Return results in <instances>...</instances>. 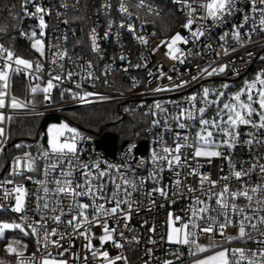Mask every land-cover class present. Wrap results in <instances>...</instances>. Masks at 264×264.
I'll return each instance as SVG.
<instances>
[{
	"label": "snow or ice",
	"instance_id": "1",
	"mask_svg": "<svg viewBox=\"0 0 264 264\" xmlns=\"http://www.w3.org/2000/svg\"><path fill=\"white\" fill-rule=\"evenodd\" d=\"M172 2L178 6L176 11L184 16L181 28L190 33L193 43L206 34L210 35L213 27H218L234 13H244L240 23L230 25L229 30L218 38L224 55L229 53V48L225 46L229 38L243 46L245 38L250 39L251 33L257 30L264 33V0H248L245 8L240 7L239 0ZM30 4L34 11H29ZM135 6L152 11L148 0H138ZM15 8V4L11 7L7 4L4 6L9 15ZM20 8L24 16L38 20L39 38L33 30L29 37L31 48L40 57L48 59L45 56L43 36L46 27L44 16L51 14L50 9H45L37 0H22ZM117 10L121 14L120 27L123 28L134 14L129 11L124 0H121ZM16 19H19V14ZM113 23L114 21H109V27ZM127 28L130 32H135L132 23H127ZM7 30V25L0 26V33L6 34ZM92 32V49L95 51L98 47L95 43V29ZM20 34L29 35L23 31ZM137 38L143 44L148 42L143 35ZM188 43V36L178 31L161 40L152 51H158L160 45H164L168 49L166 55L170 59L185 63V59L181 58V45ZM203 46L212 49L211 42ZM49 47H56L57 51L51 53L48 62L53 68L49 69L44 82L43 63L18 56L0 43V109H22L29 105L34 107L38 93L43 95L44 101H50L52 91L63 87L65 81L74 84L76 90L65 88L64 92L60 93L61 96L67 92L73 99L87 104L91 102L89 97L98 95L84 88V81L93 79L91 71L80 74L77 80V73L71 69L65 70V60H71L67 49H61L58 45ZM231 50L235 51L234 48ZM221 52L213 54L219 56ZM248 55L251 56V53ZM56 66L61 71L54 74ZM80 67L83 71V66ZM92 67V62L87 61V68ZM227 67L225 63H215L204 68L198 67L197 71L200 76L211 77L225 72ZM12 74H23L29 80L41 81L30 85V99L9 95V79ZM149 75H152L151 70ZM164 75L163 72L160 73L161 77ZM198 78V75H192L191 81H197ZM167 79L173 81L174 77L168 76ZM189 83V80H179L170 85H158L152 91L177 90ZM135 86L134 82L133 87ZM229 88L227 83L219 88L203 87L200 91L185 96L183 102L171 101L176 110L174 113H169L159 102L155 105L158 112L149 110L146 115L157 117L152 119L151 126L160 127L163 132L157 133L154 139V144L159 150L154 149L152 152V169L147 177H137V169L127 162L81 159L82 149L78 145L84 137L79 130L66 122L50 125L47 147L41 145L36 156L29 151L14 156L10 170L4 179H0V214H18L17 219H0V240H8L4 246L5 252L16 257V264H75L79 257L73 250V245L75 238L79 237L86 242L83 247L91 253L94 264H119L121 261L127 264V257L112 253L105 245L110 243L115 249L125 246V233L122 228H129L133 209L138 210L142 203L134 198V193H142L150 204H156L157 194L164 201H168L176 195L183 199V192L187 191L199 195H189V204L184 209L183 216L168 212L165 225L169 244L185 246L192 257L191 264H264V239H254L246 229V224L256 229L257 225L253 221L257 218L260 223H264V156L251 153L253 145H264V138L258 136L264 134V68L258 70L251 80L245 79L237 90L230 91ZM100 99L106 97L101 96ZM209 112L212 113L211 116L208 115ZM161 113L164 114L163 121L158 118ZM4 120V112L0 111V125ZM66 133L69 135L66 136ZM2 137L4 128L0 126V138ZM238 144L249 147L252 162L247 168L244 164L237 166L232 162V155ZM14 147L23 149L24 145L21 143ZM0 150H3L2 143ZM215 159L228 161L229 175H220L213 179L210 173L200 171L203 164H211ZM38 161L43 162L44 179L34 180L28 173L38 171ZM257 168L260 182L253 186L250 183L251 173ZM165 169L173 174L170 186L162 183ZM181 176L192 177V180L182 181ZM245 177L248 179H244ZM25 180L32 181L39 187L34 191L29 189L22 182ZM149 180L153 185L150 190L147 187ZM9 185L11 187H8ZM41 191L43 196L39 194ZM241 199L248 203H238ZM4 201L8 203L5 204ZM253 203L259 214L253 210ZM29 212L33 213V218L29 217ZM220 217H223V220ZM61 224L65 226L62 228ZM229 226L236 229V234L227 235V245L234 241H252L257 247L217 244L215 236L219 234L225 237V229ZM149 230L155 232V226ZM17 231L22 236L36 237V249L29 257H25L28 247L26 243L21 239H8L9 232ZM201 234H205L208 243L201 241ZM261 235L264 236V233ZM131 239L138 242L136 236ZM93 240H97L98 245L94 244ZM149 243L154 241L149 239ZM151 251L147 250L149 254ZM65 252H69L74 259L70 261L64 255ZM0 264L4 262L0 261ZM83 264H89L87 255L83 257ZM145 264L148 262L145 261ZM163 264L172 262L164 260Z\"/></svg>",
	"mask_w": 264,
	"mask_h": 264
},
{
	"label": "built area",
	"instance_id": "2",
	"mask_svg": "<svg viewBox=\"0 0 264 264\" xmlns=\"http://www.w3.org/2000/svg\"><path fill=\"white\" fill-rule=\"evenodd\" d=\"M37 2L45 9H50L51 12L50 15L45 14L44 16L46 27L44 29L45 35L43 36V40L45 42V56L48 59L40 57L31 48L29 37L31 32L35 30L38 34L37 38H39V23L35 17L24 16L22 14L20 8L22 0H2V26L7 25L8 30L6 34L0 33V43L10 48L18 56L33 61L39 60L43 63L44 82H46L49 69L53 68V65L48 62L51 59V53L57 51L56 47L50 48L49 46L58 45L61 49L66 48L69 56H71V60H65V70L71 69L77 73L78 75L75 77L77 80H79L80 74L91 71L93 79H86L84 81V88L98 95L89 97L88 99L91 102L87 104L73 99L67 92L61 96L60 93L64 92L65 88L70 87L76 90L74 84L70 81H65L63 87L52 91L50 101H44L43 95L38 93L36 96L37 103L34 107L29 105L27 108L22 109H0L5 115V120L0 125L4 128V137L0 138V143L3 144V150H0V179H4L10 170L14 156L22 155L23 151H29L33 156H36L41 145L47 147L43 133L44 126L49 121L61 119H64L71 127L77 128L83 135L84 139L78 145L82 149L80 153L81 159L85 161L101 159L111 163L127 162L137 169V177H147L149 171L152 169V152L154 149L159 150L158 146L154 144V139L157 133L163 132L162 128H153L151 126L152 119L157 117L146 115L150 109L153 112H158V109L155 107L157 102L162 107L167 108L169 113H174L176 110L171 101L183 102L184 97L195 92L202 83L223 78L239 79L253 73L255 74L258 70L264 68V59H261L264 57V33L259 32V30L251 33L250 39L246 37V42L243 46L236 44L234 40L229 38L225 45L229 48L228 55H224L221 52L220 42H218L219 36L228 31L230 25L240 23L243 18V12L234 13L224 23L218 27H213L210 35L206 34L200 40L193 43L190 33L181 28L184 16L176 11L178 6L172 0H148L152 7L151 12L146 8H137L135 3L138 0H124L129 11L134 15L126 21L123 28L120 27L121 14L117 10L121 0H37ZM6 4L9 7L13 4L16 5L15 11L11 15L4 10ZM239 4L241 8H245L248 5V0H239ZM106 5H111V7H106ZM168 8H172L178 16V24L172 30L170 29V31L167 23L159 21L164 12L168 11ZM29 11H34L31 4L29 5ZM17 14H19V19H16ZM136 16L139 18L137 19ZM109 21H114L111 27H109ZM129 22L134 25L135 32L128 30L127 23ZM93 29H95V43L98 46L95 51L92 49L93 41L91 39ZM21 31L29 35H21ZM178 31L189 38L188 44L181 45L183 49V56L181 58L185 59V63H178L170 59L166 55L168 49L164 45H160L158 51H152L161 40H165ZM105 33H107V36H105ZM153 33H156V35H153ZM140 35L146 37L147 44L141 43L137 38ZM209 42L212 44V49L204 48L203 45ZM233 48L235 51L231 50ZM214 52H221V54L216 56L213 54ZM248 53H251V56ZM87 61L92 62L93 67L91 69L87 68ZM215 63H225L228 67L225 72L211 77L200 76L197 71L198 67L204 68L209 64L215 65ZM136 65H139V67H136ZM80 66H83V71ZM173 67H175V71H173ZM149 70L152 72L151 76L149 75ZM60 71L61 69L58 66L54 68V74ZM161 72L165 74L163 77L160 76ZM192 75H198V80L191 81ZM168 76L174 77V80L169 81L167 79ZM96 77L98 79H95ZM14 79L19 80L22 83V87L21 85L16 86V84L14 86ZM179 80H189L190 83L177 90L152 91L158 85H170ZM134 82L136 84L135 87H133ZM36 83H41V81L29 80L23 74H12L9 79V95H13V89H15L17 93L21 92L30 99V85ZM14 95L23 98L18 94ZM101 96L106 97V99H100ZM100 105L113 106L118 120L125 119L128 115L133 114L141 120L144 119L145 122L141 132L142 136L134 138L132 143L130 140H120L118 138V146L114 158L107 157L103 151L97 149L95 146V141L102 133L112 131L109 128L110 124H103L96 130H85L64 117L66 110ZM163 116L164 114L161 113L158 118L163 121ZM16 118H36L38 119V124H36L32 132L11 138L10 122ZM258 136L264 138V134H258ZM88 137H91V139H88ZM144 140L147 142L145 154H136L135 147L140 141ZM123 141H127V143L122 145ZM21 143L24 145L23 149L14 147V145ZM169 143H171L170 136ZM251 153H259L261 156H264V145H253ZM246 161L248 163H244ZM232 162L237 166L244 164V167L247 168L252 162L249 147L244 144H238L233 152ZM221 169L223 170L222 172ZM200 171L210 173L213 179H217L220 175L227 176L229 175L228 161L215 159L211 164H203ZM42 172L43 162L38 161V171L28 174L32 175L34 180L44 179ZM180 179L182 181L185 179L192 180V177L181 176ZM244 179L247 180L248 177ZM172 180L173 174L165 169L162 183L170 186ZM22 182L33 191L39 187L29 180ZM259 182L260 174L257 168L255 172L251 173L250 183L254 186ZM152 186V182L150 180L147 181L149 190ZM235 186L233 183V187ZM8 187H11V185ZM39 194L41 196L44 195L42 191ZM189 195H199V193L184 191L183 199H181L180 195L171 197V200L176 201L175 203H172L171 200L164 201L157 194L156 204H150L148 198L142 193H134V198L142 201V203L138 210L133 209V217L129 222V228H122L125 233V246L122 249H115L109 243L105 245V248L111 249L112 253H119L127 257V264H145V261L148 264H163L164 260H169L172 264H186L192 260V257L188 254V249L185 246L169 244L167 242L165 220L168 212L184 215V209L189 204ZM255 199L256 197H254V201ZM4 203L7 204L8 202L4 201ZM238 203L246 205L248 202L241 199ZM253 210L259 214L255 203H253ZM6 213L12 219L18 218V214ZM28 215L30 218H33L32 212H29ZM220 219L223 220V217H220ZM253 223H256V229L246 224V229L250 236L254 239H264V236L261 235V233H264V223H260L258 218ZM64 226L63 224L60 225L62 228ZM153 226H155V232L149 230ZM229 234L235 235L236 229L229 226L225 229V237L217 234L215 242L231 247H257L252 241H234L231 245H227L226 237ZM133 236L138 238V242L131 239ZM161 237L164 238L161 239ZM149 239L154 241V243H149ZM201 241L204 243L209 242L205 234H201ZM84 243L86 242L83 238H75L73 250L79 257L75 260V264H83V257L85 255L88 256L89 264H94L91 253L87 252L83 247ZM93 243L98 245L99 242L93 240ZM30 244L32 250L25 252V257H29L35 251L36 237H30ZM148 249L152 250L150 254L147 252ZM64 255L70 261L74 259L69 252H65ZM4 264H16V257L12 256L9 260L4 261ZM119 264H123V262L121 261Z\"/></svg>",
	"mask_w": 264,
	"mask_h": 264
},
{
	"label": "trees",
	"instance_id": "3",
	"mask_svg": "<svg viewBox=\"0 0 264 264\" xmlns=\"http://www.w3.org/2000/svg\"><path fill=\"white\" fill-rule=\"evenodd\" d=\"M2 0H0V26H2L3 19L1 18L2 10ZM160 22L167 23L170 29L174 28L178 24V16L174 13L172 8H168V11L164 12V15L159 19ZM18 85L22 87V83L19 80L14 79V86ZM14 94H18L23 98H27L24 94L17 93L13 89ZM66 118L70 119L72 122L81 126L85 130H96L103 124H113L112 131L119 137L125 140L137 138L142 136V128L144 127V119H139L136 115H128L125 119L118 120L114 107L108 105L100 106H90L85 108H76L66 110L64 112ZM38 124V119L36 118H16L12 119L10 122V137H16L21 135H26L27 132H32ZM0 219H12L7 213L0 214ZM21 239L24 243L28 245L26 252L32 250L30 244V237L22 236L18 231L15 233L9 232L8 239ZM8 240H0V255L6 254L4 250L5 244Z\"/></svg>",
	"mask_w": 264,
	"mask_h": 264
},
{
	"label": "rangeland",
	"instance_id": "4",
	"mask_svg": "<svg viewBox=\"0 0 264 264\" xmlns=\"http://www.w3.org/2000/svg\"><path fill=\"white\" fill-rule=\"evenodd\" d=\"M255 74L253 73V74H250V75H248V76H244V77H241V78H239V79H237V78H223V79H219V80H212V81H208V82H205V83H202L200 86H199V88H197L196 89V91L195 92H198V91H200L203 87H209V88H219L222 84H225V83H227L229 86H230V88H229V90L230 91H235V90H237L241 85H242V83H243V81L245 80V79H248V80H251L252 78H253V76H254ZM208 115L209 116H211L212 115V113L211 112H209L208 113ZM65 117V116H64ZM62 122H65V120L64 119H61V120H58V121H56V120H54V121H49L45 126H44V130H43V133H44V138H45V144H46V146H47V136H48V128H49V126L50 125H53V124H56V125H59L60 123H62ZM113 124H110V126H109V128H110V130H112L113 129ZM66 135H68L67 133H66ZM16 137H18V136H16ZM120 140H123V138L122 137H118ZM136 139V138H135ZM130 141H131V143L133 142L132 140H134V139H129ZM10 220V219H9ZM16 239V238H15ZM13 255H9V254H5V256L4 255H0V261H7V260H9L11 257H12ZM191 261L192 260H190V261H188L186 264H191Z\"/></svg>",
	"mask_w": 264,
	"mask_h": 264
},
{
	"label": "water",
	"instance_id": "5",
	"mask_svg": "<svg viewBox=\"0 0 264 264\" xmlns=\"http://www.w3.org/2000/svg\"><path fill=\"white\" fill-rule=\"evenodd\" d=\"M127 141H123L122 145H125ZM95 146L97 149L104 152V154L109 158H114L117 146H118V137L112 131H106L101 134V136L95 141ZM147 142L140 141L135 147V153L139 155H144L146 152Z\"/></svg>",
	"mask_w": 264,
	"mask_h": 264
}]
</instances>
